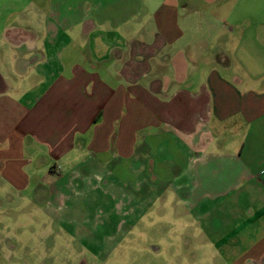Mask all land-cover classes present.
<instances>
[{"label": "crops", "instance_id": "0c3cea01", "mask_svg": "<svg viewBox=\"0 0 264 264\" xmlns=\"http://www.w3.org/2000/svg\"><path fill=\"white\" fill-rule=\"evenodd\" d=\"M228 2L78 0L61 18L64 0H52L34 19L39 28L4 24L0 200L33 186L34 205L61 225L69 198L60 183L69 186L88 167L98 169L88 177L101 180L100 170L147 163L144 181L167 186L196 220L242 209L223 237L212 232L223 221L203 230L222 245L224 264H264V74L247 81L241 63L249 51L238 44L234 70L218 44L229 33L245 40L244 20L228 30L206 16ZM199 9L200 20L192 18ZM197 30L216 38L211 49ZM159 152L168 154L163 177Z\"/></svg>", "mask_w": 264, "mask_h": 264}, {"label": "rangeland", "instance_id": "374dc122", "mask_svg": "<svg viewBox=\"0 0 264 264\" xmlns=\"http://www.w3.org/2000/svg\"><path fill=\"white\" fill-rule=\"evenodd\" d=\"M50 2L0 0V30L4 24L39 28L34 19L48 13ZM76 3L78 0H64L67 8L60 17L71 16L76 8H70ZM200 13V9L193 12L192 18L200 20ZM112 15L119 18L117 13ZM206 16L225 20L228 30L233 25L237 28V23L244 20V41L236 39V33H229L230 37L222 38L218 44L227 50L234 70L237 67L240 71L236 63L238 44L249 51L241 63L247 81L250 75L264 74V31L258 32V24L264 26V0H229ZM211 33L216 35L217 31ZM196 34L208 49L216 43L212 41L216 38L210 39L207 34L205 37L201 30ZM256 35L260 37L256 39ZM166 156L167 152L154 154L156 174L160 173V177L165 172L161 160ZM132 165L130 169L100 170L104 172L101 180L89 178L98 169L88 167L80 169L83 175L69 186L60 183L58 188L69 198L61 212V225L57 222L60 217L46 216L41 206L34 205L33 186L20 196H4L0 200V208L4 209L0 210V264H224L222 245L211 244L212 235L203 229L209 226L210 232L214 221H223V228L212 231L213 240L223 237L227 229L240 223L241 218L237 220L233 213H241L242 209L229 205L224 211L211 212L209 219L196 220L167 186L162 190L151 179L144 181L147 163L141 169L135 163ZM248 192L252 194V190ZM253 227L251 223L249 228Z\"/></svg>", "mask_w": 264, "mask_h": 264}]
</instances>
